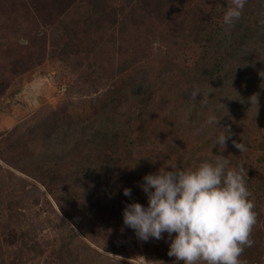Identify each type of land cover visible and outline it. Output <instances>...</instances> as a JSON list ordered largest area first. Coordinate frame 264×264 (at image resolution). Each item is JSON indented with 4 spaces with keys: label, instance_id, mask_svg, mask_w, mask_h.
Returning <instances> with one entry per match:
<instances>
[{
    "label": "rangeland",
    "instance_id": "374dc122",
    "mask_svg": "<svg viewBox=\"0 0 264 264\" xmlns=\"http://www.w3.org/2000/svg\"><path fill=\"white\" fill-rule=\"evenodd\" d=\"M213 2L0 0V264H183L123 212L148 206L146 175L216 155L244 168L264 220V64L235 86L197 80L203 44L175 30ZM130 73L150 79L146 99L124 101ZM251 239L240 259L264 264V224Z\"/></svg>",
    "mask_w": 264,
    "mask_h": 264
},
{
    "label": "clouds",
    "instance_id": "9594fccd",
    "mask_svg": "<svg viewBox=\"0 0 264 264\" xmlns=\"http://www.w3.org/2000/svg\"><path fill=\"white\" fill-rule=\"evenodd\" d=\"M246 0H231L224 15V23L231 25L241 16ZM198 89L192 97L196 98ZM257 102V99H256ZM215 115L208 124H218ZM216 137L213 147L221 151L231 137L230 128ZM241 153L246 146L232 141ZM161 168L148 174L140 185L148 197V206L140 203L126 206L124 225L133 229L139 239H162V233L171 238L168 255L183 264H247L242 261L246 247H252L251 234L257 223L255 203L247 188V173L241 166L230 167V161L216 155L211 162H202L195 169ZM125 188L124 195L131 196ZM175 233L174 238L172 234Z\"/></svg>",
    "mask_w": 264,
    "mask_h": 264
},
{
    "label": "trees",
    "instance_id": "16d2710c",
    "mask_svg": "<svg viewBox=\"0 0 264 264\" xmlns=\"http://www.w3.org/2000/svg\"><path fill=\"white\" fill-rule=\"evenodd\" d=\"M229 2L214 0L209 10H187L179 21L182 25H176V31H188L196 41L203 44L202 55L197 64L201 65L197 80L201 74H205L203 77L207 80H210L209 76L212 75L216 82L229 80L235 86L243 82L246 73L260 70L264 64V0H246L240 18L227 25L224 23V15L231 7ZM205 63L209 64V74L208 71L202 70ZM126 77L123 84L128 89H125L127 98L124 101L146 99L151 87L146 74L130 73ZM116 102V99L107 102L103 106V113L113 110ZM261 150L264 153V147ZM111 154L108 155V161L115 160V153ZM257 222L264 224L262 215H257Z\"/></svg>",
    "mask_w": 264,
    "mask_h": 264
}]
</instances>
